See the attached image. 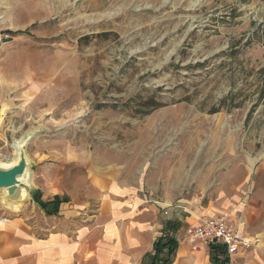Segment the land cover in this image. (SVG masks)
Returning <instances> with one entry per match:
<instances>
[{
    "label": "rangeland",
    "instance_id": "1",
    "mask_svg": "<svg viewBox=\"0 0 264 264\" xmlns=\"http://www.w3.org/2000/svg\"><path fill=\"white\" fill-rule=\"evenodd\" d=\"M0 32V163L30 135L32 178L25 202L0 189V216L49 227L38 185L87 166L143 187L154 237L178 221L199 264L187 230L212 215L264 253V0H0Z\"/></svg>",
    "mask_w": 264,
    "mask_h": 264
},
{
    "label": "crops",
    "instance_id": "2",
    "mask_svg": "<svg viewBox=\"0 0 264 264\" xmlns=\"http://www.w3.org/2000/svg\"><path fill=\"white\" fill-rule=\"evenodd\" d=\"M143 190L120 180L104 183L102 172L93 170L90 177L87 166L79 184L51 189L40 183L38 197L46 204L43 210L53 212L48 215L51 224L36 226L20 216H0V264H143L162 236L154 237L157 208ZM64 194L68 200L58 202ZM180 250L179 264H199L200 256L188 254L179 240L171 264L178 261ZM250 251L228 263L264 264V253Z\"/></svg>",
    "mask_w": 264,
    "mask_h": 264
},
{
    "label": "built area",
    "instance_id": "3",
    "mask_svg": "<svg viewBox=\"0 0 264 264\" xmlns=\"http://www.w3.org/2000/svg\"><path fill=\"white\" fill-rule=\"evenodd\" d=\"M9 38V33L0 32V50ZM187 232L195 247L204 249L211 246L221 247L224 250V257L228 260L254 247V241L250 236L241 231L228 217L220 214L200 219L197 224L191 225Z\"/></svg>",
    "mask_w": 264,
    "mask_h": 264
},
{
    "label": "trees",
    "instance_id": "4",
    "mask_svg": "<svg viewBox=\"0 0 264 264\" xmlns=\"http://www.w3.org/2000/svg\"><path fill=\"white\" fill-rule=\"evenodd\" d=\"M34 200L45 209L46 204L41 201V199L38 197L37 193L34 195ZM58 202L60 201H66L68 198H63L62 200L57 199ZM48 214H53V212H48ZM167 232L164 233L154 244V251L153 253H148L144 257V263L145 259H150L149 263L146 264H171L175 252L178 248V239L175 237V232L179 228V224L177 221H168L167 222ZM224 250L221 247H214L211 246L209 248V255L210 259L214 264H227L228 259L224 257Z\"/></svg>",
    "mask_w": 264,
    "mask_h": 264
},
{
    "label": "water",
    "instance_id": "5",
    "mask_svg": "<svg viewBox=\"0 0 264 264\" xmlns=\"http://www.w3.org/2000/svg\"><path fill=\"white\" fill-rule=\"evenodd\" d=\"M25 139L26 144L24 145L23 149L19 152V154H17V157H20L18 163L13 164L7 169H0V189H6V192L4 191V197L6 200L9 201H11V199L15 196L19 187L25 188L29 197L31 194L30 186L26 187L23 182L18 180V177L23 176L26 173V170L30 169L29 158L25 153V148L27 143L31 139V136L29 135L25 137ZM25 157H27L28 160H26ZM32 198L34 200L33 195ZM34 202L37 203L35 200Z\"/></svg>",
    "mask_w": 264,
    "mask_h": 264
},
{
    "label": "bare ground",
    "instance_id": "6",
    "mask_svg": "<svg viewBox=\"0 0 264 264\" xmlns=\"http://www.w3.org/2000/svg\"><path fill=\"white\" fill-rule=\"evenodd\" d=\"M25 144H26L25 137H22L21 139H17L15 141L14 146H15L17 154H19V152L23 149ZM25 158H26V160H28L27 157H25ZM19 160H20V157H17L11 163H0V169H7V168L11 167L13 164L18 163ZM176 175L177 176L182 175V171L177 172ZM31 179L32 178H31V170L30 169H27L26 173L23 176L18 177V180L23 182L26 185V187L31 185ZM3 191L6 192V189H3ZM27 199H29L27 191L25 190V188L19 187L15 196L11 199V201L7 200V202L12 203V204H18V203L25 202Z\"/></svg>",
    "mask_w": 264,
    "mask_h": 264
}]
</instances>
